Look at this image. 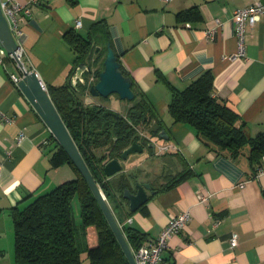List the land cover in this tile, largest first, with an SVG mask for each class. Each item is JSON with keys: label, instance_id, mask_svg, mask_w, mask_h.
<instances>
[{"label": "crops", "instance_id": "obj_1", "mask_svg": "<svg viewBox=\"0 0 264 264\" xmlns=\"http://www.w3.org/2000/svg\"><path fill=\"white\" fill-rule=\"evenodd\" d=\"M17 1L30 10L19 13L22 59L47 91L65 84L75 65L77 53L65 35L102 28L106 37L98 33V44H110L135 93L152 105L155 118L139 133L149 136L162 120L169 138L150 136L156 152L130 154L120 172L106 177L113 188L120 174L134 171L137 181L154 190L133 212L122 200L118 223L143 232L142 244H148L170 216L187 210V223L161 252L164 264H264V170L250 161L247 149L233 157L210 150L193 127L173 122L167 110V83L182 89L210 70L213 94L240 114L250 136L264 135V14L252 27L245 26L242 55L232 20L236 9L256 0ZM216 19L220 25L209 38L206 31ZM76 20L81 23L77 29ZM11 74L21 76L6 54L0 61V264H14L13 211L75 177L69 165L52 164L54 137ZM80 98L85 105H103L88 91ZM111 99L104 106L121 113L131 105ZM147 163L158 168H144Z\"/></svg>", "mask_w": 264, "mask_h": 264}, {"label": "trees", "instance_id": "obj_2", "mask_svg": "<svg viewBox=\"0 0 264 264\" xmlns=\"http://www.w3.org/2000/svg\"><path fill=\"white\" fill-rule=\"evenodd\" d=\"M98 33L106 37L105 29L101 28ZM98 33L93 27L84 36L74 30L65 35L77 53L74 66L86 61L92 44L100 46V52L91 63L101 64L96 76L103 68L106 51V45L97 42ZM121 70L127 75L122 67ZM89 74L85 73V85L78 82L73 87L67 81L48 87V93L106 200L110 195L114 196L119 207L122 200L126 201L122 197L124 188H132L137 174L134 171L120 174L113 189L102 167L105 162L117 158L132 141L140 140L142 135L138 130L147 126L155 114L147 97L138 96L133 85L135 96L124 113L101 104L85 105L80 95L88 91V86L92 84ZM167 85L170 91L167 110L173 122L180 121L193 127L196 136L217 154L233 157L247 149L250 161L260 167L264 135L250 136L240 114L213 94V74L210 70L202 72L182 89ZM157 123V127L148 132L149 136H156L163 125L160 119ZM52 141V164L69 165L75 177L32 196L22 208L13 211L14 264H78L82 253L86 254L90 264H128L88 184L55 138ZM98 149H102L99 155L96 153ZM75 194L81 207L78 225L70 205ZM112 211L115 215V209ZM121 229L130 248L142 244L143 232L124 225Z\"/></svg>", "mask_w": 264, "mask_h": 264}, {"label": "water", "instance_id": "obj_3", "mask_svg": "<svg viewBox=\"0 0 264 264\" xmlns=\"http://www.w3.org/2000/svg\"><path fill=\"white\" fill-rule=\"evenodd\" d=\"M0 46L5 49L6 53L11 55L21 72L22 78L18 82V86L31 102L35 110L38 112L44 123L49 128L51 134L57 143L64 149L68 157L82 175L88 184L92 194L94 195L101 211L103 212L112 232L115 235L128 264H135L131 248L124 236V233L108 203L106 197L92 175L84 158L82 157L76 143L64 124L59 112L57 111L45 84L39 78L38 74L28 69L24 62L16 55L18 43L13 38L7 21L5 20L0 8ZM92 49L88 51L86 61L79 62L74 66L69 75L68 82L76 87L79 82L86 84L85 73L91 72V63L93 57L100 52V46L92 44ZM94 47V48H93ZM103 68L98 72L97 80L88 86V91L93 96L107 97L111 94H117L120 99L132 100L135 96L132 90V80L130 76L124 75L121 70V64L118 56L114 53L110 44L107 43L106 51L103 56ZM158 139L169 138L165 128H160L156 134ZM157 143L151 138L143 134L140 140H134L125 149L122 150L117 158H112L105 162L102 171L106 177L113 176L122 170V160H126L128 155L133 153H141L144 149L154 154L156 152ZM148 192L153 193L149 183L136 181L132 188H124L122 197L128 202L130 212L137 210L148 199Z\"/></svg>", "mask_w": 264, "mask_h": 264}, {"label": "built area", "instance_id": "obj_4", "mask_svg": "<svg viewBox=\"0 0 264 264\" xmlns=\"http://www.w3.org/2000/svg\"><path fill=\"white\" fill-rule=\"evenodd\" d=\"M35 1V0H30ZM168 1V0H165ZM0 8L2 10L3 16L7 21L10 32L17 41V36L20 33L19 29V13L21 11L29 13V8L17 0H0ZM264 14V3L256 0L253 4L244 6L236 9L232 14V20L234 23V34L237 39L238 54L242 55L244 52V30L245 26L249 25L252 27L255 22L259 19L260 15ZM216 25L209 28L206 31V35L209 38H213L216 32L217 26L220 25L219 19H216ZM81 25L79 20H76L74 27L77 29ZM19 45V44H18ZM7 53L4 48L0 46V61L2 57ZM9 55V54H8ZM17 57L23 61V50L20 46L16 49ZM11 56V55H10ZM12 57V56H11ZM13 58V57H12ZM14 59V58H13ZM15 60V59H14ZM16 62V61H15ZM11 78L14 82L18 83L21 76H16L11 74ZM165 148V146H164ZM260 171L264 170V154L261 156ZM206 198L200 197V200L204 201ZM189 219V213L187 210L182 211L178 215H172L169 218L168 223L162 228L159 235L148 244H140L136 248H131L132 255L135 264H164L161 258V252L168 247V241L173 234L180 232ZM130 220V219H129ZM120 225V224H119ZM122 227V225H120ZM237 244V238L232 235L230 238V245L235 246Z\"/></svg>", "mask_w": 264, "mask_h": 264}, {"label": "rangeland", "instance_id": "obj_5", "mask_svg": "<svg viewBox=\"0 0 264 264\" xmlns=\"http://www.w3.org/2000/svg\"><path fill=\"white\" fill-rule=\"evenodd\" d=\"M100 68H101L100 62L95 64V65H91V72L88 75L89 81L91 83H94L97 80L96 71L99 70ZM111 98L118 99L119 101L122 100L117 96V94H111L107 97H101L100 96L99 100L102 102L103 105L110 106L112 104ZM124 102H126V104L131 103V101H128V100H124ZM97 154H99V152H97ZM124 161L125 160L121 161L122 166L124 165V163H123ZM154 166L156 168H158V166L154 165V163L153 164L147 163V164H145L144 168H149V167H154ZM108 203H109L111 209H115L116 214H117L118 213L117 211H119V207H117V200L115 199V197L110 195L108 198ZM70 205H71V209H72L73 219H74L75 223L78 225L81 221V207H80V202H79L76 194L72 197V199L70 201ZM118 218H119V216H118ZM78 264H90V263H89L88 258H83Z\"/></svg>", "mask_w": 264, "mask_h": 264}, {"label": "flooded vegetation", "instance_id": "obj_6", "mask_svg": "<svg viewBox=\"0 0 264 264\" xmlns=\"http://www.w3.org/2000/svg\"><path fill=\"white\" fill-rule=\"evenodd\" d=\"M150 137V136H149ZM151 138V137H150ZM150 155L152 154V153H150V152H148Z\"/></svg>", "mask_w": 264, "mask_h": 264}]
</instances>
